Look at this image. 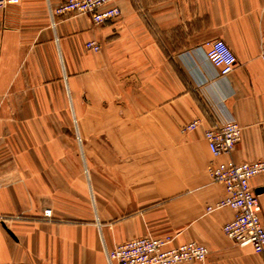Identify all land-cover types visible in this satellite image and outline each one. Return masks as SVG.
I'll return each mask as SVG.
<instances>
[{
    "label": "crops",
    "instance_id": "obj_1",
    "mask_svg": "<svg viewBox=\"0 0 264 264\" xmlns=\"http://www.w3.org/2000/svg\"><path fill=\"white\" fill-rule=\"evenodd\" d=\"M64 1L0 8V264H107L105 248L144 236L264 264L223 233L232 209L206 212L226 194L211 164L264 158V0H116L114 21L52 26ZM214 39L237 59L226 79L204 57ZM226 115L241 137L214 157L203 133ZM250 186L264 225V175Z\"/></svg>",
    "mask_w": 264,
    "mask_h": 264
},
{
    "label": "built area",
    "instance_id": "obj_2",
    "mask_svg": "<svg viewBox=\"0 0 264 264\" xmlns=\"http://www.w3.org/2000/svg\"><path fill=\"white\" fill-rule=\"evenodd\" d=\"M19 0H0V8L6 4H17ZM116 0H65L55 8L49 7L52 26L54 17L68 15H89L95 25H103L118 19L121 11L115 5ZM204 57L213 71V79H226L237 64L235 54L221 39H214L204 44ZM100 45L95 41L84 43V50L98 52ZM264 62V44L259 55ZM199 124L194 120L182 127L181 132L193 130ZM212 156L229 155L239 142L241 127L231 115L217 118V122L204 130ZM79 140V139H78ZM208 173L213 181L224 184L225 196L214 205L208 206L206 212L228 207L235 213L222 230L223 233L240 247H250L254 253L264 252V225L261 218L263 210L257 200L250 180L264 175V158L237 163L231 159L213 163ZM44 217L50 218V210L44 211ZM170 238H153L144 236L116 244L105 254L107 264H181L196 261L203 264L208 249L196 242H187L170 246Z\"/></svg>",
    "mask_w": 264,
    "mask_h": 264
},
{
    "label": "water",
    "instance_id": "obj_3",
    "mask_svg": "<svg viewBox=\"0 0 264 264\" xmlns=\"http://www.w3.org/2000/svg\"><path fill=\"white\" fill-rule=\"evenodd\" d=\"M264 190V189H263ZM259 191H256V193H258ZM7 230V232H8V234L10 235V236H12L13 237V235H12V233L8 230V229H6Z\"/></svg>",
    "mask_w": 264,
    "mask_h": 264
}]
</instances>
